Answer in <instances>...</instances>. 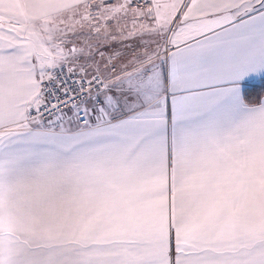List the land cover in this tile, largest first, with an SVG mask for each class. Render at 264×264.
<instances>
[{
  "label": "snow or ice",
  "instance_id": "6c2138e0",
  "mask_svg": "<svg viewBox=\"0 0 264 264\" xmlns=\"http://www.w3.org/2000/svg\"><path fill=\"white\" fill-rule=\"evenodd\" d=\"M71 6L46 36L0 34V264H264V97L226 105L264 75V0ZM102 32L137 41L100 54L107 76L76 39ZM166 85L171 135L152 104Z\"/></svg>",
  "mask_w": 264,
  "mask_h": 264
},
{
  "label": "crops",
  "instance_id": "0c3cea01",
  "mask_svg": "<svg viewBox=\"0 0 264 264\" xmlns=\"http://www.w3.org/2000/svg\"><path fill=\"white\" fill-rule=\"evenodd\" d=\"M72 2L73 0H52V3L56 6V10L53 11L50 16H44L41 13L38 0H0V34H6L9 31L16 32L27 27L28 30L37 32L43 36L44 32H40V28L44 23L53 26V22H57V26H59L62 22H72L71 18L77 11L71 6ZM89 27L90 25H85L83 28L76 26L75 31L88 33ZM104 35L105 34L102 32L100 35L89 34L87 38L83 36L76 38L84 40L85 50H87V47L94 49L92 55L86 60V63L89 64V74H92V66L99 65L100 75H108V70L103 67L105 61L102 59L101 53L111 55L114 52H124L125 55H127L131 49H135L137 46V41L118 40L112 42ZM65 39H72V37H65ZM129 46H131V49ZM116 67L119 69V63ZM261 78H264V75L252 76L248 79L247 84L249 86L254 85ZM210 83L215 82L206 81L204 84L196 86L195 91L206 93L209 90L208 85ZM181 91L180 89H171L166 85L164 90L159 92L152 100V104L155 106L156 119L163 123L165 115L167 117L169 135H171L174 114L178 107V102L183 99V97L179 95ZM190 94V92H184V96ZM123 102L128 112L140 107L139 97L136 96L125 97ZM260 103L261 100L258 103L249 104L246 103L243 98L239 99L232 97L226 102V105L235 113L243 115L250 111V106L260 105Z\"/></svg>",
  "mask_w": 264,
  "mask_h": 264
},
{
  "label": "trees",
  "instance_id": "16d2710c",
  "mask_svg": "<svg viewBox=\"0 0 264 264\" xmlns=\"http://www.w3.org/2000/svg\"><path fill=\"white\" fill-rule=\"evenodd\" d=\"M263 96H264V88H262V84L258 85L256 83L245 89V92L243 94V100L246 103L255 104L258 103L261 100V97Z\"/></svg>",
  "mask_w": 264,
  "mask_h": 264
},
{
  "label": "built area",
  "instance_id": "2783aa9c",
  "mask_svg": "<svg viewBox=\"0 0 264 264\" xmlns=\"http://www.w3.org/2000/svg\"><path fill=\"white\" fill-rule=\"evenodd\" d=\"M57 75L60 76L61 78H68V71L66 68H59L56 70ZM79 76L78 73H73L72 78H77Z\"/></svg>",
  "mask_w": 264,
  "mask_h": 264
},
{
  "label": "rangeland",
  "instance_id": "374dc122",
  "mask_svg": "<svg viewBox=\"0 0 264 264\" xmlns=\"http://www.w3.org/2000/svg\"><path fill=\"white\" fill-rule=\"evenodd\" d=\"M53 26H57V22H53ZM43 36H46L45 33H43ZM264 78H261L260 80H258L257 84L260 85L262 84V88H264V80H262Z\"/></svg>",
  "mask_w": 264,
  "mask_h": 264
}]
</instances>
